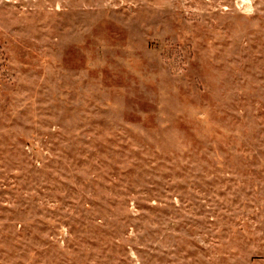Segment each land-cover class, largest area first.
I'll use <instances>...</instances> for the list:
<instances>
[{"label": "rangeland", "instance_id": "1", "mask_svg": "<svg viewBox=\"0 0 264 264\" xmlns=\"http://www.w3.org/2000/svg\"><path fill=\"white\" fill-rule=\"evenodd\" d=\"M0 264H264V0H0Z\"/></svg>", "mask_w": 264, "mask_h": 264}]
</instances>
